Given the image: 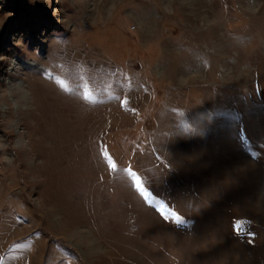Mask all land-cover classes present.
<instances>
[{"label": "rangeland", "instance_id": "1", "mask_svg": "<svg viewBox=\"0 0 264 264\" xmlns=\"http://www.w3.org/2000/svg\"><path fill=\"white\" fill-rule=\"evenodd\" d=\"M37 2L0 42V264H264V0Z\"/></svg>", "mask_w": 264, "mask_h": 264}, {"label": "trees", "instance_id": "2", "mask_svg": "<svg viewBox=\"0 0 264 264\" xmlns=\"http://www.w3.org/2000/svg\"><path fill=\"white\" fill-rule=\"evenodd\" d=\"M13 16L5 18L0 30V42L4 43L3 34H8L17 29V37H20L28 44H34L37 39L38 29L44 27L51 15L50 6L47 2L37 0H0V16L6 13ZM52 24V23H51ZM19 54V52L13 51ZM11 55V50L7 51ZM20 55V54H19Z\"/></svg>", "mask_w": 264, "mask_h": 264}, {"label": "snow or ice", "instance_id": "3", "mask_svg": "<svg viewBox=\"0 0 264 264\" xmlns=\"http://www.w3.org/2000/svg\"><path fill=\"white\" fill-rule=\"evenodd\" d=\"M136 182H137V186H139V180H138V179H137ZM141 191H143V189H141ZM160 211H161V213H164V212H165L163 206H161ZM168 215H169V214H165V215H164V218H165V219H168ZM170 215L174 216L175 219H176L177 221L180 219V217L177 216L175 213H171Z\"/></svg>", "mask_w": 264, "mask_h": 264}, {"label": "crops", "instance_id": "4", "mask_svg": "<svg viewBox=\"0 0 264 264\" xmlns=\"http://www.w3.org/2000/svg\"><path fill=\"white\" fill-rule=\"evenodd\" d=\"M27 264H31V254L29 253L27 256Z\"/></svg>", "mask_w": 264, "mask_h": 264}]
</instances>
